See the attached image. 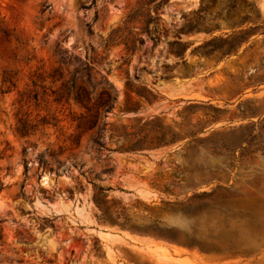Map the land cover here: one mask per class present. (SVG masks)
<instances>
[{
  "label": "rangeland",
  "instance_id": "374dc122",
  "mask_svg": "<svg viewBox=\"0 0 264 264\" xmlns=\"http://www.w3.org/2000/svg\"><path fill=\"white\" fill-rule=\"evenodd\" d=\"M0 264H264V0H0Z\"/></svg>",
  "mask_w": 264,
  "mask_h": 264
},
{
  "label": "trees",
  "instance_id": "16d2710c",
  "mask_svg": "<svg viewBox=\"0 0 264 264\" xmlns=\"http://www.w3.org/2000/svg\"><path fill=\"white\" fill-rule=\"evenodd\" d=\"M63 91L62 93H60L57 98H55L54 102L56 103H60L63 99L67 100L69 97L72 98V100L84 107L87 112H90V108L87 107V104L89 103V98H88V94L85 90V88L83 86H78V87H74L73 84L67 85L64 84L62 86ZM109 96H107L106 99L104 100H100V102L98 103V106L101 107L103 109V114H106L108 112V110L111 108L110 105V100H109ZM19 128H17V131L20 134L26 135L29 133V131H31V129H33V126H30L27 122V120H22L20 119L19 121ZM97 127V114H93V115H89V116H85L83 118H81L77 124V129L79 130H92L94 128ZM97 135H99V130L96 133ZM174 140H170V143L173 142ZM95 143L97 145H99L98 141H95ZM136 148H138L137 145H132L130 146L128 149L129 150H135Z\"/></svg>",
  "mask_w": 264,
  "mask_h": 264
},
{
  "label": "water",
  "instance_id": "95a60500",
  "mask_svg": "<svg viewBox=\"0 0 264 264\" xmlns=\"http://www.w3.org/2000/svg\"><path fill=\"white\" fill-rule=\"evenodd\" d=\"M153 87L169 96L188 93L183 83L154 84Z\"/></svg>",
  "mask_w": 264,
  "mask_h": 264
}]
</instances>
